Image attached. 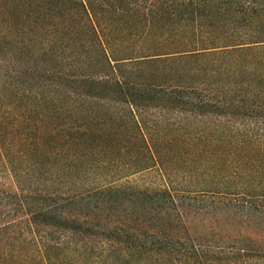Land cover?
I'll list each match as a JSON object with an SVG mask.
<instances>
[{
	"label": "trees",
	"instance_id": "trees-1",
	"mask_svg": "<svg viewBox=\"0 0 264 264\" xmlns=\"http://www.w3.org/2000/svg\"><path fill=\"white\" fill-rule=\"evenodd\" d=\"M0 173V264H264V0H0Z\"/></svg>",
	"mask_w": 264,
	"mask_h": 264
},
{
	"label": "rangeland",
	"instance_id": "rangeland-1",
	"mask_svg": "<svg viewBox=\"0 0 264 264\" xmlns=\"http://www.w3.org/2000/svg\"><path fill=\"white\" fill-rule=\"evenodd\" d=\"M1 180L4 183L5 188L10 189V190L15 189L14 183H13L11 177L9 175H7L6 173H2Z\"/></svg>",
	"mask_w": 264,
	"mask_h": 264
}]
</instances>
